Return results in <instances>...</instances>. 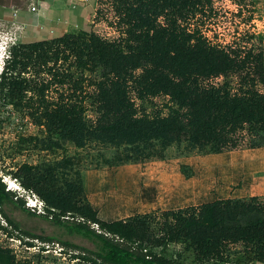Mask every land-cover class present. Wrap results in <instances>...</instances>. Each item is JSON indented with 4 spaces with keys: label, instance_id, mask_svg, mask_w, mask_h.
<instances>
[{
    "label": "trees",
    "instance_id": "1",
    "mask_svg": "<svg viewBox=\"0 0 264 264\" xmlns=\"http://www.w3.org/2000/svg\"><path fill=\"white\" fill-rule=\"evenodd\" d=\"M203 3L210 5V0H115L111 26L117 37L65 34L13 45L0 74V91L7 98H21L29 91L24 76L28 70L71 56L77 69L91 75L75 80L76 89L70 90L69 97L81 91L85 81L91 89L92 116L85 113L82 99L73 104L68 92L56 90V100H45L54 79L59 85L71 79L63 72H50L52 77L34 90L43 99L39 125L48 134L55 133L79 148L87 141L123 147L127 154L117 158L120 163L161 158L175 142L213 154L235 149L239 139L264 134V92L259 89L264 84L263 53L259 46L248 44L254 38L249 32L235 35L229 43L210 40L202 23L197 24L205 16ZM160 95L174 105L165 115L146 112L136 104ZM34 169L23 164L16 175L20 186L44 205L47 213L37 215L62 226L69 235L90 240L95 248L24 234L83 253L72 255L73 259L88 264H183L155 252L180 244L199 263L264 260V204L257 197L216 199L103 221L82 201L80 177L76 181L65 177L58 188L53 168L43 175ZM9 207L35 215L0 178V216L17 230L6 212ZM0 264L17 262L8 249L0 248Z\"/></svg>",
    "mask_w": 264,
    "mask_h": 264
},
{
    "label": "rangeland",
    "instance_id": "2",
    "mask_svg": "<svg viewBox=\"0 0 264 264\" xmlns=\"http://www.w3.org/2000/svg\"><path fill=\"white\" fill-rule=\"evenodd\" d=\"M114 4L115 0H96L87 30L69 34L95 33L107 39L117 37L111 26L115 20ZM203 8L205 16L197 24L202 23L203 32L213 42L229 43L235 35L243 32L254 35L248 44L261 48L264 71V0H210V5L203 3ZM10 47L6 52L8 57ZM3 56L0 74L8 58ZM73 61L74 58L69 56L67 60L28 70L24 76L28 78L29 91L21 98L10 99L0 91V178L8 190L24 201L25 207L35 212V215H31L18 207L7 208L8 216L18 225L17 230L7 225L0 216V248L8 249L17 264H88L72 258L74 254L83 253L62 247L56 241L41 242L27 237L24 232L65 240L89 250L95 248L90 240L69 235L62 226L37 215L47 211L34 194L20 186L21 178L16 172L23 164L35 166L34 170L42 175L49 171L48 168H53L54 184L58 188L63 187L65 177L73 181L80 177L82 201L95 209L103 221L231 198L229 195L240 187L243 178L252 185L260 183V189L254 191L257 195L250 197H257L264 204V134L260 137L247 135L238 140L237 148L221 153L191 149L185 142H175L163 151L161 158L121 163L117 158L123 159L127 154L123 147L87 141L79 148L70 141H63L55 133L48 134L39 125L44 105L41 103L43 99L37 98L34 90H38L42 80L52 77L50 72H63L71 79L64 85L56 84L58 80L54 79L55 84L51 83L44 93L45 100H56V90L68 92L71 102L78 104L82 99L85 113L92 116L88 96L91 89L85 81L83 89L69 97L70 90L76 89L74 81L91 75L88 71L77 69ZM216 81H221V78ZM259 89L264 92V84ZM136 104L141 110H155L162 115L174 106L164 95L143 102L136 101ZM253 142L259 145H251ZM66 159V162L57 163ZM236 161L239 162L238 168L235 167ZM52 214L57 215L58 212L53 211ZM93 227L97 229L96 225ZM155 252L166 258L179 259L183 264H205L195 261L192 252L185 251L180 244H170Z\"/></svg>",
    "mask_w": 264,
    "mask_h": 264
},
{
    "label": "crops",
    "instance_id": "3",
    "mask_svg": "<svg viewBox=\"0 0 264 264\" xmlns=\"http://www.w3.org/2000/svg\"><path fill=\"white\" fill-rule=\"evenodd\" d=\"M95 4L96 0H0V36L16 45L87 30ZM238 164L236 161L235 167ZM240 181L231 198L257 195L254 191L260 189V183L252 185L245 178ZM252 264H264V260Z\"/></svg>",
    "mask_w": 264,
    "mask_h": 264
},
{
    "label": "built area",
    "instance_id": "4",
    "mask_svg": "<svg viewBox=\"0 0 264 264\" xmlns=\"http://www.w3.org/2000/svg\"><path fill=\"white\" fill-rule=\"evenodd\" d=\"M32 10H34V8H31ZM15 12V11H13ZM12 46L11 44H8V41L4 39V37L0 36V60L2 61V58L4 57L3 55L8 57L7 49ZM9 53V51H8ZM7 54V55H6ZM2 56V58H1ZM0 61V62H1Z\"/></svg>",
    "mask_w": 264,
    "mask_h": 264
},
{
    "label": "bare ground",
    "instance_id": "5",
    "mask_svg": "<svg viewBox=\"0 0 264 264\" xmlns=\"http://www.w3.org/2000/svg\"><path fill=\"white\" fill-rule=\"evenodd\" d=\"M0 68H1V65H0Z\"/></svg>",
    "mask_w": 264,
    "mask_h": 264
}]
</instances>
